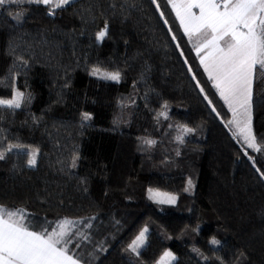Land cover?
<instances>
[{
    "label": "trees",
    "instance_id": "16d2710c",
    "mask_svg": "<svg viewBox=\"0 0 264 264\" xmlns=\"http://www.w3.org/2000/svg\"><path fill=\"white\" fill-rule=\"evenodd\" d=\"M51 7H0V99L16 89L25 97L19 108L0 106V205L26 209L37 231L75 221L71 231L88 239L69 247L86 264H155L169 249L173 264H264V153L229 123L171 4L73 0L50 15ZM252 109L264 148V74L254 78ZM152 188L176 202L155 201ZM145 227L136 254L128 246Z\"/></svg>",
    "mask_w": 264,
    "mask_h": 264
},
{
    "label": "snow or ice",
    "instance_id": "6c2138e0",
    "mask_svg": "<svg viewBox=\"0 0 264 264\" xmlns=\"http://www.w3.org/2000/svg\"><path fill=\"white\" fill-rule=\"evenodd\" d=\"M15 0H0V7ZM44 6H52L49 14L70 4L71 0H28ZM156 3V0H152ZM175 12L176 18L189 40H194L193 48L200 58L209 80L218 91L220 97L232 110L234 117L230 121L239 130L244 144L257 152L264 153L256 142L251 130V100L254 78L257 73L264 74V0H167ZM159 5L157 4V8ZM164 14L161 13V16ZM19 19V16H17ZM167 23V21H165ZM108 35V26L96 33V40L103 41ZM175 39V36H173ZM102 75L104 79L119 81V71L108 72L93 68L92 75ZM204 91L203 88L200 89ZM24 93L17 91L11 100L0 99V106L9 108L21 107ZM207 98V97H205ZM211 103V101H209ZM167 107V104L164 105ZM166 116V112L160 113ZM87 118V114H85ZM183 131L192 132L194 129L183 127ZM181 140L182 137H177ZM154 144L155 141H145ZM20 145H8L7 151L20 148ZM38 149L32 150L27 160L28 166L37 163ZM5 158V152L0 151V160ZM252 159V157H249ZM75 167V158L73 159ZM259 171V169H257ZM264 178V172L260 173ZM192 181H188L189 191ZM150 198L164 196L159 203L173 204L174 195L154 192L149 189ZM30 214L26 209L17 208L10 211L0 205V264H81L76 252L70 249L76 236L88 239L79 231L72 232L75 221L65 218L53 227L40 231L32 230L28 221ZM147 228L128 246L132 252L139 254L138 249L144 244ZM212 244L219 241L213 239ZM79 243L76 248H79ZM194 251H197L194 249ZM165 258L174 260L171 252L165 251L159 264H165Z\"/></svg>",
    "mask_w": 264,
    "mask_h": 264
},
{
    "label": "rangeland",
    "instance_id": "374dc122",
    "mask_svg": "<svg viewBox=\"0 0 264 264\" xmlns=\"http://www.w3.org/2000/svg\"><path fill=\"white\" fill-rule=\"evenodd\" d=\"M71 1H73V0H71ZM102 71H105V70H102ZM108 72H114V71H108ZM99 75V74H98ZM102 76V75H101ZM17 91H19V92H22L20 89H16V91H15V93L17 92ZM15 95V94H14ZM252 96H253V89H252ZM14 97V96H13ZM13 97L12 98H8V99H5V100H11V99H13ZM22 102H23V100L21 101V104H22ZM232 111V110H231ZM233 113V112H232ZM176 118H178L179 120H181V121H183L184 119H185V117L183 116V115H181V114H179V113H174L173 114ZM237 118H239L238 116L237 117H234V115H233V120L234 119H237ZM234 126H235V124H234ZM235 128H236V126H235ZM251 130H252V134L255 136V134H254V129H253V109H252V100H251ZM236 131L239 133V130L236 128ZM256 137V136H255ZM256 142H257V140H256ZM257 144H258V142H257ZM37 164V163H36ZM153 189V188H152ZM154 190V192H159V193H168V194H171V195H174L175 197H176V200H177V196H176V194H173V193H170V192H166V191H163V190H159V189H153ZM150 195V194H149ZM165 197L164 196H159V197H155V198H153L155 201H158L159 199H164ZM176 202V201H175ZM64 221V220H63ZM145 228H147V232H146V234H145V240H144V244L138 249V252H139V254L141 253V251H142V249L147 245V243H148V234H149V227H145ZM144 228V229H145ZM58 230H59V228H58ZM131 250V249H130ZM166 251H168V252H171L172 253V255L175 257V259L174 260H169L168 258H165V264H173L175 261H176V259H177V255H176V253L175 252H173L172 250H166ZM137 254V253H136ZM164 254V253H163ZM163 256V255H162ZM160 260H161V258L155 263V264H159V262H160Z\"/></svg>",
    "mask_w": 264,
    "mask_h": 264
},
{
    "label": "crops",
    "instance_id": "0c3cea01",
    "mask_svg": "<svg viewBox=\"0 0 264 264\" xmlns=\"http://www.w3.org/2000/svg\"><path fill=\"white\" fill-rule=\"evenodd\" d=\"M32 230H34V229H32ZM34 231H37V230H34ZM81 264H86V263L81 260Z\"/></svg>",
    "mask_w": 264,
    "mask_h": 264
}]
</instances>
